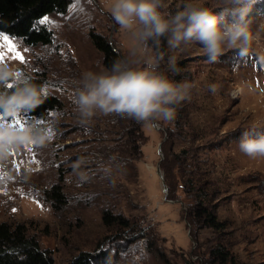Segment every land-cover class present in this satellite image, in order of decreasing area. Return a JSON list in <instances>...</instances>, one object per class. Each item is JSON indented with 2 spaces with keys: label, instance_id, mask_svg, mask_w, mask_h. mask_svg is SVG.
<instances>
[{
  "label": "rangeland",
  "instance_id": "1",
  "mask_svg": "<svg viewBox=\"0 0 264 264\" xmlns=\"http://www.w3.org/2000/svg\"><path fill=\"white\" fill-rule=\"evenodd\" d=\"M188 2L190 0H164L161 11L171 16ZM193 2L215 9L217 0ZM263 2L260 0L250 13V27L254 33H259V40L244 57L237 50H227L218 62L209 63L199 45L169 48L170 57L187 63L182 78L177 80L168 73L177 82L193 85L191 98L183 103L189 108V117L198 135L194 139L174 136L170 140L165 126L168 122H159L157 127L143 123L145 138L140 142L143 153L133 160L136 175L123 179L118 188L109 193L105 191L106 184L101 182L102 177L91 179L93 169L83 165L82 155L91 152L93 134H88L80 124L72 99L85 72L107 70L90 31L107 35L126 55V60L138 61L132 67L143 68L146 59L156 60L153 48L147 43L133 55L132 49L138 42L113 19V0H71L66 13L44 16L40 22L54 31L53 41L48 45H28L21 38L0 30V54L3 56L0 65L14 69L18 77L45 72V88L59 95L65 105L61 111H52L48 118L24 113L7 121L19 128L33 123L44 127L51 123L55 136L44 147L25 145L0 155V222H25L43 247L52 251L54 264H65L81 251L94 252L100 242L112 251L117 247L111 238L117 232L120 234V229L113 231L103 222V213L109 209L114 215H124L136 227L152 224L163 237L167 256L173 260L176 251H183L184 263L187 260L191 264H207V256L200 257L197 247L213 233L208 228L203 229L198 241L195 225L187 218L188 207L179 194L182 187L168 185L170 178L162 166L166 158L163 142L168 139L175 151L192 145L197 147L199 161L208 159L203 164L213 170L216 183L212 203L217 204L220 217L228 220L229 229L236 230L231 238L234 251L245 264H264V216H261L264 211V158L249 160L238 147L242 133L247 131L250 136L264 133ZM5 35L12 41L14 50L9 51L3 40ZM211 85H216L215 92L210 90ZM169 162L170 177L179 180L178 163L174 158ZM243 167L244 171L239 170ZM60 182L68 199L66 205L55 208L46 199L44 190ZM123 230L128 237H136L139 232L130 227ZM144 239L130 245V249L136 246L132 251L134 259L143 258L142 253L148 255L141 250Z\"/></svg>",
  "mask_w": 264,
  "mask_h": 264
},
{
  "label": "trees",
  "instance_id": "2",
  "mask_svg": "<svg viewBox=\"0 0 264 264\" xmlns=\"http://www.w3.org/2000/svg\"><path fill=\"white\" fill-rule=\"evenodd\" d=\"M71 0H0V30L13 37L21 38L26 44L48 45L53 41L54 31L40 20L52 13H66ZM264 8V2L261 6ZM91 40L97 49L102 53L103 64L110 69L117 60H126V55L116 47L107 35L90 31ZM155 52L158 60V70L165 72L169 77L177 80L185 73L187 63L185 60H175L176 69L169 68L171 56L166 39H161L159 46L148 42ZM164 63V64H163ZM132 65V64H131ZM169 72V73H168ZM32 83L46 86V73L36 72L28 76ZM62 98L48 92L44 103L35 111L25 113L32 117L48 118L52 111H61L64 108ZM175 118L166 126L169 139L171 137L195 138L198 133L194 123L189 117V108L183 102L175 106ZM85 131L93 134V141L90 144L91 152L82 155L83 165L93 169V176H101L106 192H113L122 183L123 179H131L136 175V166L133 162L143 152L140 142L145 138L143 123L127 117L118 115L99 116L93 122L84 127ZM168 140V139H167ZM163 142V150L166 158L162 166L166 168L169 180V187H182L179 193L184 199L187 207V218L195 225L194 234L199 241L203 229L212 230L213 236L199 242L197 253L200 257L207 256V264H245L239 255L234 251V242L231 238L236 232L229 229L227 219L220 217L216 203H212L216 185L213 177V170L209 169L203 162L207 158L197 159V147H182L179 151L173 149L171 141ZM174 158L178 163L180 178L172 179L170 160ZM97 168L98 170H95ZM97 172V173H96ZM61 181L64 179L60 177ZM134 180V179H133ZM114 188V190H113ZM46 199L55 208L66 205L68 194L64 185L52 184L44 190ZM175 196L174 194L170 195ZM103 222L113 231L120 229V234L115 233L111 239L116 245L114 250L98 244L94 252L81 251L73 256L65 264H186L184 263V252L176 251L174 260L167 256L161 237L157 234L152 224L136 227L124 215H114L109 209L103 213ZM131 228L138 232L136 237H128L123 229ZM144 228L148 229L145 231ZM145 237L144 250L148 255L142 253L141 259H134L130 249L136 240ZM55 258L48 247H43L38 237L33 235L25 222H0V264H54Z\"/></svg>",
  "mask_w": 264,
  "mask_h": 264
},
{
  "label": "clouds",
  "instance_id": "3",
  "mask_svg": "<svg viewBox=\"0 0 264 264\" xmlns=\"http://www.w3.org/2000/svg\"><path fill=\"white\" fill-rule=\"evenodd\" d=\"M259 2L217 0L215 9H210L190 0L182 10L168 16L161 11L164 0H113L111 15L138 42L133 55L149 41L159 46L163 38L172 49L199 45L208 62L216 63L227 50L246 56L259 40L249 20ZM137 62L117 60L110 69L83 74L72 98L82 126L87 127L99 116L118 115L152 127L175 118V106L191 98L193 85L177 82L158 70V60L146 59L143 68L131 66ZM169 68L178 71L175 57L169 58ZM210 90L215 92L216 85ZM47 96L48 90L32 83L27 74L18 77L14 69L0 65V155L25 145L44 147L53 140L51 123L19 128L7 122L26 111H35ZM238 147L251 159L264 158V133H242Z\"/></svg>",
  "mask_w": 264,
  "mask_h": 264
},
{
  "label": "snow or ice",
  "instance_id": "4",
  "mask_svg": "<svg viewBox=\"0 0 264 264\" xmlns=\"http://www.w3.org/2000/svg\"><path fill=\"white\" fill-rule=\"evenodd\" d=\"M3 40H4L5 43L7 44L9 51L14 50L15 46L12 44V41H11L6 35L3 36ZM16 56H17L19 59H23V57L20 56L19 53H16ZM0 59H3L2 54H0ZM17 122H19V121H17Z\"/></svg>",
  "mask_w": 264,
  "mask_h": 264
},
{
  "label": "water",
  "instance_id": "5",
  "mask_svg": "<svg viewBox=\"0 0 264 264\" xmlns=\"http://www.w3.org/2000/svg\"><path fill=\"white\" fill-rule=\"evenodd\" d=\"M160 151H161V148H160ZM158 172L159 174L161 175L162 179H163V174H162V171H161V167L158 166ZM164 189L167 190V184L164 183ZM186 264H191L189 261L186 260Z\"/></svg>",
  "mask_w": 264,
  "mask_h": 264
},
{
  "label": "crops",
  "instance_id": "6",
  "mask_svg": "<svg viewBox=\"0 0 264 264\" xmlns=\"http://www.w3.org/2000/svg\"><path fill=\"white\" fill-rule=\"evenodd\" d=\"M246 160H248V159H246ZM246 160H245V161H246ZM249 160H251V158H249ZM239 170H243V171H244V167H243V168H240ZM235 199L238 201L239 197L235 195ZM262 212H263V213L261 214V216H264V215H263V214H264V211H262Z\"/></svg>",
  "mask_w": 264,
  "mask_h": 264
}]
</instances>
